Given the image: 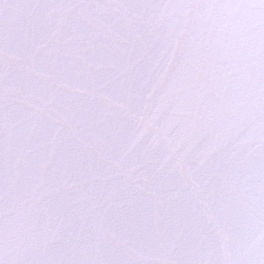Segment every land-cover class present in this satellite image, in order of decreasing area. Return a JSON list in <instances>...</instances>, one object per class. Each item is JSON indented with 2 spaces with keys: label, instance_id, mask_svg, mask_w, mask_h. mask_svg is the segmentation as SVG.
Here are the masks:
<instances>
[{
  "label": "snow or ice",
  "instance_id": "snow-or-ice-1",
  "mask_svg": "<svg viewBox=\"0 0 264 264\" xmlns=\"http://www.w3.org/2000/svg\"><path fill=\"white\" fill-rule=\"evenodd\" d=\"M0 264H264V0H0Z\"/></svg>",
  "mask_w": 264,
  "mask_h": 264
}]
</instances>
